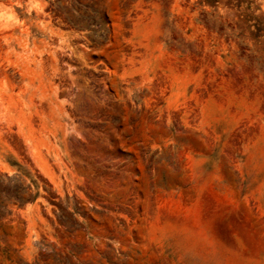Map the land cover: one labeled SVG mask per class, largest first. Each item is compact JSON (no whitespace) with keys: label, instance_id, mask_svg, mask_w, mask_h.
<instances>
[{"label":"rangeland","instance_id":"obj_1","mask_svg":"<svg viewBox=\"0 0 264 264\" xmlns=\"http://www.w3.org/2000/svg\"><path fill=\"white\" fill-rule=\"evenodd\" d=\"M0 264H264V0H0Z\"/></svg>","mask_w":264,"mask_h":264}]
</instances>
